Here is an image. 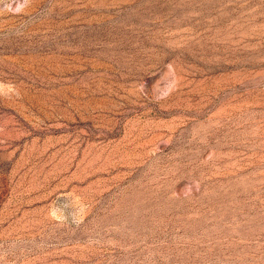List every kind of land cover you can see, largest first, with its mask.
Here are the masks:
<instances>
[{"label":"rangeland","instance_id":"rangeland-1","mask_svg":"<svg viewBox=\"0 0 264 264\" xmlns=\"http://www.w3.org/2000/svg\"><path fill=\"white\" fill-rule=\"evenodd\" d=\"M0 264H264V0H0Z\"/></svg>","mask_w":264,"mask_h":264}]
</instances>
